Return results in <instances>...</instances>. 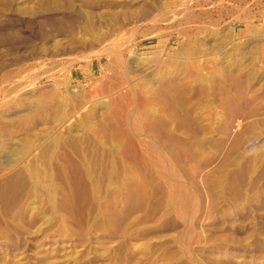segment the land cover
I'll return each instance as SVG.
<instances>
[{"label":"rangeland","instance_id":"obj_1","mask_svg":"<svg viewBox=\"0 0 264 264\" xmlns=\"http://www.w3.org/2000/svg\"><path fill=\"white\" fill-rule=\"evenodd\" d=\"M117 31L126 72L97 55L105 35ZM194 42L198 53L190 50H198ZM138 57L148 63L131 70ZM164 58L189 68L205 59L191 72L210 82L228 69L235 78L221 81L215 98H190L196 117L183 107L179 121L168 116L208 161L195 177L191 161L175 162L166 149L162 165H132L85 128L91 122L78 127L90 109L99 118L108 108L126 109L129 100H116L118 90L149 79L148 68ZM226 89L243 97L229 131L219 104ZM134 113L127 119L138 126ZM238 120L244 125L234 131ZM217 123L215 132L208 129ZM78 160L91 165L92 181L73 169ZM124 163L141 173L146 193L108 205L106 190L125 182ZM29 167L44 185L29 178ZM160 168L177 174L162 176ZM14 174L20 181L5 189L3 180ZM170 180L187 186V198L195 195V202L186 199L189 208L169 200ZM0 184V264H264V0H0Z\"/></svg>","mask_w":264,"mask_h":264},{"label":"bare ground","instance_id":"obj_2","mask_svg":"<svg viewBox=\"0 0 264 264\" xmlns=\"http://www.w3.org/2000/svg\"><path fill=\"white\" fill-rule=\"evenodd\" d=\"M120 33H122V32H120ZM231 33H233V32H231ZM112 34L113 35L112 36L110 35V37H106V35H105V39L102 41L103 42L102 48L99 50L97 55L99 57L108 56L110 58V62L112 63V65L117 66V67L120 66L119 68L121 70V69L125 68V66H126V59L124 58L125 57L124 56L125 55V51H122V43H121V39L119 38L121 34H119L118 31L117 32H113ZM107 35H108V33H107ZM230 36H232V35H230ZM190 38H191V36H190ZM194 43L197 45L198 50L194 49V47H192L190 50H192V52L198 53L199 46H200L201 43L200 44H199V42H194ZM182 47H185V46H182ZM187 50H189V49H187ZM200 52L203 53L205 51H200ZM206 52H207V50H206ZM227 55H229V54H227ZM197 58H198V56H196V59ZM146 60H148V59L143 58V57H138L134 61L136 65H131L130 66L131 70L138 71L139 69L144 68L143 64L148 63V62H145ZM203 60L205 61V59H203ZM203 60L201 58H200V60H198V66L197 65L194 66V62H192L191 68H189V63L187 61L179 63L178 61H173V60H172V62H168L169 60L167 58L158 59L156 65L155 66H151L150 68H148L150 70L146 71V75L149 77V79L146 78L147 80L143 79V80H140L138 82H133V80L130 79L133 83L131 85H129L130 88H128V90L126 92H120L119 93L118 85L117 86L115 85L116 88L111 86V88L113 90H118V93H117L118 96L116 97V100H118V99H120V100L128 99L129 100V103H130L129 106L130 107L127 106L129 104L128 103L126 105L127 106V108H126L127 110L122 108V107H120L118 109L119 111L115 112L114 108L111 107V109H109L107 107L108 109L106 110V112L101 115L102 117L104 116V118H102V117L99 118L97 113H93L92 109H90L86 113H84L83 121L81 122V124L80 123L78 124V127L83 126L86 121L91 122L92 125H84L85 128L90 129L94 134H97V136H100L102 139H105V142L107 144H110L111 147H113V149H116L122 158L127 157L130 161L131 160L134 161V163H132V165H135V164H138V163L147 164L149 161L152 164H154V165H160L161 162L164 161V158L162 160V156H163L162 153L163 152L161 153L162 155L159 154V152L160 151H164V149H166L167 150V155H168L167 156L165 154L166 157L167 158L171 157L172 158L171 160L175 159V162L176 161L181 162L182 160H186L187 163H188V161L189 162L191 161L194 164V165L192 164L194 166V170H192V172H193V175H194L193 177H195L196 174L198 173V170L200 169V167L203 164H207L208 161H206L204 159L202 160V159H200L198 157V153L195 150L194 145H193L194 143L191 142V138L189 136H187L186 139H183V138L179 137L176 134V132H175L176 128L174 129L173 128L174 126L173 127L171 126V122L169 121L168 116L174 117V120L179 121L180 114L178 113L177 108L183 107V110H185V112L189 116H195L196 117V114L194 113V111L197 112L198 108H196L195 105H193L190 102V98H192V99L195 98L196 99L197 97H199L200 99L205 100L204 102H206V100H209V99H211L213 97L215 98V93H216L217 89L219 88V84H222V83H220L221 81L226 82V81H230V80L235 79V78H233L230 75L232 73H229L230 72L229 70H231V69H228L227 72H224V70H223V73H219V75L216 74L217 76L215 78L212 77V78H214V79H212L213 82H210V79H208L207 76H204L203 73H202L203 76H201L202 74H200V76H198V73L201 71L200 70L198 72V69L202 65L204 66V64L206 63V62L203 63ZM229 61H230V59H229ZM227 63L228 62L226 61V65H228ZM141 65H142V67L140 68ZM205 66H206V64H205ZM192 67L197 69V72H198L197 75L194 74L195 70L192 71L194 73L191 72ZM126 68H127V66H126ZM229 68H230V66H229ZM203 69H205V68H203ZM120 70H119V72H120ZM180 71H182V73L184 72L185 74L184 73L183 74L185 76H183V74H181ZM123 72H126V71H124V69H123ZM205 73H206V71H205ZM193 74L195 76H198V79H196L193 76L196 79L195 82H197V85H195L196 83L192 82L193 81L192 80V75ZM210 74L208 73V75H210ZM125 75H126V73H125ZM213 75H215V73ZM127 80L128 79H126V81L125 80H123V81H125V83H126ZM239 82H241V81H239ZM126 84H128V83H126ZM222 88L223 87H221L220 89L222 90ZM223 91H224L223 92L224 94L221 95L223 97L219 101V104H220V106H222L224 108L223 110L226 112L225 116L227 117V119H225L222 122L224 124L223 126L227 129V131H229V127L231 125L230 124V122H231L230 118L232 117V115L234 114V111L236 110L235 109V107H236L235 105L239 104L240 101H241V98H243V97L241 96L240 93H237V92H232V91L230 92L227 89L223 90ZM210 96H213V97H210ZM244 99H247V97L244 98ZM213 101L214 100H212V102ZM210 103H211V101L209 102V104ZM243 103H246V102H242V104ZM207 105L208 104H206V108H207ZM244 105H246V104H244ZM104 106H106V105H104ZM202 108H204V107H202ZM206 108H205V110H206ZM218 108H217V110H218ZM223 110L221 111L222 113H223ZM122 111L123 112L126 111L124 116H123V114L120 113ZM201 111H204V109L201 110ZM211 111H212V109H211ZM213 111H214V109H213ZM215 111H216V109H215ZM257 112H260V110L257 111ZM133 113H134L135 117L137 116V118L140 121V122L138 121L139 122L138 126L134 125L133 123H130L129 120H128L129 116L131 117V115ZM215 114H218V113L215 112ZM245 114H246V112H245ZM247 114H250V113H247ZM243 115L244 114L240 115V116H242V119H243ZM240 116H239V118H240ZM253 116H254V114H253ZM233 117H234V115H233ZM250 117L251 116H249V118ZM255 117H256V115H255ZM95 118H98L97 121H99V123L95 122V124L97 126L95 124H93L94 123L93 120ZM191 118H193V117H191ZM220 118H221V116H220ZM245 118L246 117H244V119ZM219 119H217V120L219 121ZM233 119L231 118V120H233ZM244 119H243V121H244ZM134 120L136 121L137 119L135 118ZM184 120H186V119H184ZM251 120H249V121H251ZM188 121H190V120H188ZM212 121H214V119ZM236 121H237V119H236ZM246 121H248V120H246ZM210 123H211V121L208 122V124H210ZM219 124L218 123L216 124V125H218V126H216V128L212 127L213 126L212 125L208 129H213L214 132H215V130L219 128V126H220ZM241 124H243L242 120H238V124L234 125L235 128H233V130L240 128L238 126L241 125ZM233 130H232V134L235 133L234 132L235 130L234 131ZM240 132H241V135H240L239 132H237V133H239V136L235 139V142H233L234 143V145H233L234 148L239 147L240 144L242 143L241 141L243 139H241V137H243L242 136L243 135L242 134L243 130L240 131ZM183 133H185V132H183ZM210 133H212V132H210ZM228 134L231 135V132H229ZM187 135H189V134H187ZM7 139H9V138H7ZM141 145H144V147H146V149L141 148ZM24 147H25V145H24ZM148 148H152V150H155V152H158L159 155H157V153H155V152L154 153L156 155H154L153 151L152 150L150 151V149H148ZM25 149H28V145H27V147H25ZM131 149H135V150L132 151ZM138 149H139V151H137ZM22 153H24V152L22 151ZM165 160H167V159H165ZM169 161H167V162H169ZM170 163H171V161H170ZM130 164H131V162H130ZM166 164L167 163L165 162V165ZM132 165L129 167V165L125 166V163H124L122 165V167H121L122 168L121 174H123L121 176H125L126 177L125 182H120L121 179L119 178L118 182H115L114 186H110L108 189L106 188L107 190H106V195L105 196H106V202H107L108 205H111L112 203H115L121 197H129L132 193H134V192L136 193V191H140L143 194L146 193L145 181H144V179L140 178L142 176H141V173L137 172L138 170L136 172L134 171V168H133ZM165 165H163V166H165ZM163 166H162V168H163ZM72 167H73V169L76 172H78V174L80 175V178L85 183H88L89 181H92L91 177L93 175V170H92L91 165L85 163L84 161L78 160V161L72 162ZM170 167H168V168H170ZM162 168H160V173L159 174L163 176L165 174L166 170L163 171L164 169L162 170ZM173 168H174V166H173ZM158 170H159V168H158ZM172 170L173 169H171L170 172H172L171 174L174 176V173L177 170L174 173H173ZM170 172L169 173L166 172L165 175H168V174L171 175ZM19 173H22V171H20ZM179 173H180V171H179ZM199 173H200V171H199ZM199 173H198V175H200ZM28 174H29V178H31V180L36 185H38V186L44 185V183H42L41 176L39 175V173L35 169H33L32 167H29L28 168ZM137 174L138 175L140 174V176H138ZM175 174H177V173H175ZM11 175L9 177H6L3 180L2 184L5 187V189H10V188L14 187L18 183L17 181L18 180L20 181V179H18L19 175H15V174H14L15 176H11ZM76 175H77V173H76ZM191 175H192V173H191ZM224 175L227 176L226 174H224ZM177 176L178 175H176V178H177ZM186 176L190 177V175H186ZM228 176H229V174H228ZM167 178H169V177H167ZM179 178H180V176H179ZM166 180H168V179H166ZM191 180L194 181L192 176H191ZM225 180H226V178H225ZM169 183H168L169 186L167 187L168 188L167 190H168V194H169V200L171 199V201H174V203H172V204L173 205L174 204L179 205L178 207L180 209H182V211H183V209H185V208H182V207L187 206L189 208V206H190V205L188 206L189 201L187 202L186 199H189L187 197H189L188 194H191V193L188 192L187 186L183 185V184H180L181 182L180 183L178 182L179 184H177V182H175V180H173V181L170 180ZM50 188L51 187H49V189ZM91 191H92V193L94 195L98 196L99 190L96 187L92 186L91 187ZM49 193H51V191H49ZM196 193H197V191H196ZM198 194H196V196ZM193 197H195V195ZM193 197H190V198L193 199ZM192 199H189V200L191 201ZM194 199H193V201H194ZM196 201H197V197H196ZM190 204H192V203L190 202ZM181 205H183V206L181 207ZM178 207H176V209ZM193 209L196 210V208H193ZM178 211H179V209H178ZM188 211L190 213L191 208L188 209ZM184 212H187V211H184ZM178 214H180V213H178ZM182 215H184V213ZM186 215H187V213H186ZM184 217H186V216H184Z\"/></svg>","mask_w":264,"mask_h":264}]
</instances>
